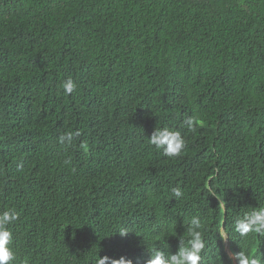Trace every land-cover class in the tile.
Instances as JSON below:
<instances>
[{"label":"trees","instance_id":"1","mask_svg":"<svg viewBox=\"0 0 264 264\" xmlns=\"http://www.w3.org/2000/svg\"><path fill=\"white\" fill-rule=\"evenodd\" d=\"M188 116L197 130L181 128L179 158L149 145L155 126ZM76 129L71 146L57 142ZM211 191L224 193L233 233L264 203V0H0V208L21 213L20 257L143 264L154 241L179 246L160 220L171 210L199 214L215 248L203 211L223 207ZM152 226L159 235L146 237Z\"/></svg>","mask_w":264,"mask_h":264},{"label":"clouds","instance_id":"2","mask_svg":"<svg viewBox=\"0 0 264 264\" xmlns=\"http://www.w3.org/2000/svg\"><path fill=\"white\" fill-rule=\"evenodd\" d=\"M77 84L72 78H66L61 82V89L64 95L71 96L76 90ZM181 128L189 133H195L197 122L191 116L184 119L181 127L161 123L155 126L147 140L149 145L159 150L165 158H179L187 148L185 135ZM81 136L79 129L74 131H65L57 136V142L61 145L71 146L73 141ZM81 149H87V143L81 141ZM67 163V161H66ZM223 207V214L217 215L210 211H203L204 223L208 238L211 236L213 242L216 241V247L207 248V237L202 230V221L199 214L184 217L180 211L171 210L161 218L163 225L171 226L176 232L177 241L180 242L176 251L169 252L157 247L153 242L148 250L149 258L143 261V264H219V261L225 264H264V253L257 249L253 252L248 251L249 241L264 238V203L250 206L242 215L237 216L232 228L235 231H228V224L225 219V201L224 193L221 191H211ZM184 192L180 183L170 188V198L175 200L182 198ZM140 205V204H139ZM21 219V213L14 205H8L0 208V264H32L29 256L20 257L16 249V236L14 226ZM116 232L121 236L126 235L129 230L127 226H121ZM157 228H150L146 237L158 236ZM166 237V236H165ZM164 237V239H165ZM241 237L245 242V247L240 248L232 243L234 239ZM168 247V245H167ZM163 248V249H167ZM212 250V258H206V253ZM95 264H133L131 259L121 256L119 259H113L107 255L98 256L96 254Z\"/></svg>","mask_w":264,"mask_h":264}]
</instances>
